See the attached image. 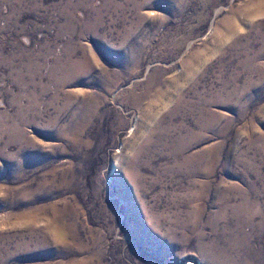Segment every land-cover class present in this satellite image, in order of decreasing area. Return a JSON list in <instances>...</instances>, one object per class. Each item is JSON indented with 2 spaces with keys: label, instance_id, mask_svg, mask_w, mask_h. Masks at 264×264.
Instances as JSON below:
<instances>
[{
  "label": "rangeland",
  "instance_id": "1",
  "mask_svg": "<svg viewBox=\"0 0 264 264\" xmlns=\"http://www.w3.org/2000/svg\"><path fill=\"white\" fill-rule=\"evenodd\" d=\"M0 264H264V0H0Z\"/></svg>",
  "mask_w": 264,
  "mask_h": 264
}]
</instances>
